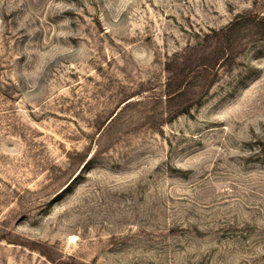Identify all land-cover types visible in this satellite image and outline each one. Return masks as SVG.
Segmentation results:
<instances>
[{"label": "rangeland", "instance_id": "1", "mask_svg": "<svg viewBox=\"0 0 264 264\" xmlns=\"http://www.w3.org/2000/svg\"><path fill=\"white\" fill-rule=\"evenodd\" d=\"M0 264H264V0H0Z\"/></svg>", "mask_w": 264, "mask_h": 264}, {"label": "trees", "instance_id": "2", "mask_svg": "<svg viewBox=\"0 0 264 264\" xmlns=\"http://www.w3.org/2000/svg\"><path fill=\"white\" fill-rule=\"evenodd\" d=\"M175 78L177 79L178 78V76H175ZM207 80V79H206ZM176 83V82H175ZM210 83H211V81L209 82H207V85H210ZM169 85H171V84H169ZM172 86V85H171ZM179 87V86H178ZM178 87L177 88H175L174 90H178ZM182 96V94H180V92L179 93H177V94H175V95H173V97H181ZM172 97V98H173Z\"/></svg>", "mask_w": 264, "mask_h": 264}]
</instances>
